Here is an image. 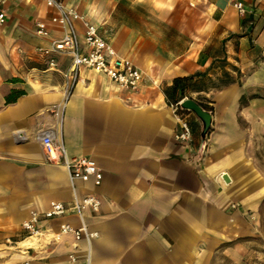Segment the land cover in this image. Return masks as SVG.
Returning <instances> with one entry per match:
<instances>
[{
    "label": "crops",
    "instance_id": "0c3cea01",
    "mask_svg": "<svg viewBox=\"0 0 264 264\" xmlns=\"http://www.w3.org/2000/svg\"><path fill=\"white\" fill-rule=\"evenodd\" d=\"M239 1L245 13L233 0H64L143 74L132 90L84 68L67 99L62 71L72 57L53 55V69L50 56L37 51L64 34L51 22L54 11L45 0L7 2L0 27V264H230L245 256L264 211V162L256 155L264 139V0ZM37 21L48 36L36 32ZM205 71L190 94L212 106L200 151V120L186 111L193 139L176 141L178 122L163 88ZM43 131L63 141L70 158H92L103 172L100 186L74 188L66 168L48 161ZM92 192L102 205L85 221L98 236L23 245L22 222L32 211ZM80 222L68 212L40 225L57 232Z\"/></svg>",
    "mask_w": 264,
    "mask_h": 264
},
{
    "label": "built area",
    "instance_id": "2783aa9c",
    "mask_svg": "<svg viewBox=\"0 0 264 264\" xmlns=\"http://www.w3.org/2000/svg\"><path fill=\"white\" fill-rule=\"evenodd\" d=\"M8 1L0 0V27L6 20ZM45 1L47 6L54 11L51 22L60 26L64 34L61 38L54 39L47 47H37V51L43 56H50L48 66L53 69L57 68V62L53 55L69 54L72 57L69 66L62 71L65 78L66 99L71 95L80 72L84 68L95 69L105 74L120 87L138 89L143 80L142 72L129 59L118 55L112 44L100 35L98 27L94 23L74 7L67 5L64 0ZM233 4L240 13L246 12L239 0H233ZM77 24L82 27L85 50L79 40ZM36 32L42 36L49 35V29L44 21L36 22ZM181 101L182 99L176 103H169V106L178 122L174 137L179 143H187L192 141L193 131L190 122L182 112L184 110L180 107ZM41 142L48 161L66 168L74 188L77 187V182L88 181H92L95 186H100L103 172L92 158L88 156L70 158L64 142L54 139L49 131L42 132ZM101 205V198L94 192L75 197L70 203L51 201L45 210L32 211L30 217L22 222V229L26 233L23 245L30 247L41 240L46 244H52L68 235L73 236L76 240L98 236V232L89 230L85 215L87 211L98 212ZM68 212L78 215L81 221L79 226L65 223L57 232L41 227V219H51ZM70 257L72 261H77L75 256L70 255Z\"/></svg>",
    "mask_w": 264,
    "mask_h": 264
},
{
    "label": "trees",
    "instance_id": "16d2710c",
    "mask_svg": "<svg viewBox=\"0 0 264 264\" xmlns=\"http://www.w3.org/2000/svg\"><path fill=\"white\" fill-rule=\"evenodd\" d=\"M205 72H196L194 74L186 75V76H178L173 79V82L171 85L164 86L163 91L166 96V99L168 103H176L179 100L183 99L184 97L191 98L190 94L196 90L199 89V87H202L200 82L206 75ZM227 75V74H226ZM197 101L200 103V105L207 109L212 110V106L208 104L207 102H204L201 99H197ZM246 102L245 95L241 98V103ZM185 113L186 111H182Z\"/></svg>",
    "mask_w": 264,
    "mask_h": 264
},
{
    "label": "rangeland",
    "instance_id": "374dc122",
    "mask_svg": "<svg viewBox=\"0 0 264 264\" xmlns=\"http://www.w3.org/2000/svg\"><path fill=\"white\" fill-rule=\"evenodd\" d=\"M257 156L264 162V139L257 142ZM254 232L246 238L249 248L245 256L238 262L230 264H264V211L261 210L260 215L256 218Z\"/></svg>",
    "mask_w": 264,
    "mask_h": 264
},
{
    "label": "water",
    "instance_id": "95a60500",
    "mask_svg": "<svg viewBox=\"0 0 264 264\" xmlns=\"http://www.w3.org/2000/svg\"><path fill=\"white\" fill-rule=\"evenodd\" d=\"M180 107L184 111L193 112L195 116L200 120L201 131H200L199 150L202 151V149L205 146L206 137L210 132L212 126V122H213L212 111L203 108L197 100L189 97L182 99V101L180 102Z\"/></svg>",
    "mask_w": 264,
    "mask_h": 264
}]
</instances>
